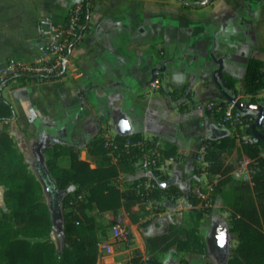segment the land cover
I'll return each instance as SVG.
<instances>
[{
    "label": "crops",
    "instance_id": "1",
    "mask_svg": "<svg viewBox=\"0 0 264 264\" xmlns=\"http://www.w3.org/2000/svg\"><path fill=\"white\" fill-rule=\"evenodd\" d=\"M71 2L0 0V66L11 58L25 62L38 60L41 57L38 49L40 19L51 16L56 23H63ZM263 27L264 0H94L85 19L84 37L72 49L62 77L10 80L2 100L12 105L15 114L11 119L0 121V132L10 135L29 169L40 180L35 164L42 159L47 166V160L52 158L50 149L56 144L75 147L81 159L96 167L88 143L99 132L119 133L126 121L124 128L128 135L140 133L143 138H157L164 145L169 143L176 147L178 160L175 157V161H179L182 170H177L179 177H173L171 164L166 175L169 179L175 178L171 185L178 187L179 193L173 199L176 210L183 214L194 208L190 201L191 187L205 175L202 173L200 177L196 168L202 165L199 158L206 153L203 148L207 149L212 128L216 126L214 115L203 105L227 101L213 79L219 67L217 60L222 59L224 64V79L220 83L229 94L241 99L236 94L237 89L225 86V76L235 77L238 83L235 70H247L255 53L264 51ZM156 71L173 87L161 86L160 95L148 90ZM13 82L16 85L8 90L11 98L8 99L6 89ZM200 82L205 83L207 90L201 92L196 109L190 110L188 99ZM165 95L169 98H164ZM164 104L179 108L185 116L175 123L162 125L150 115L162 112ZM229 135L235 134L229 131ZM193 140L198 143L190 146ZM190 150H194L191 159L187 156ZM236 154L235 149L232 155ZM186 160L190 161L185 163ZM57 163L65 168L71 164L67 155L58 157ZM150 175L152 171L139 168L135 172L120 169L113 183L124 191L128 181ZM43 189L41 201L50 206L54 216L52 199L44 185ZM7 192L8 187L0 184V233L4 222L12 223L14 229L20 225L11 215L15 202ZM87 213L94 216L97 223L108 225L104 238L115 223L127 226L132 232L130 241L117 244L112 254L101 253L98 247L96 264H128L132 256L127 253L138 248L137 239L145 252L147 244L140 226L130 219L124 206L116 212L93 209ZM58 217L56 221L61 222V216ZM61 224L45 238L25 237L23 233H19V237L33 243L50 239L61 250L66 241ZM109 224L112 225L109 227ZM101 233L98 231L99 236Z\"/></svg>",
    "mask_w": 264,
    "mask_h": 264
},
{
    "label": "trees",
    "instance_id": "2",
    "mask_svg": "<svg viewBox=\"0 0 264 264\" xmlns=\"http://www.w3.org/2000/svg\"><path fill=\"white\" fill-rule=\"evenodd\" d=\"M20 78L25 79L26 77ZM225 79L230 88L237 89L235 77L225 76ZM245 88L246 94L250 96L246 102L259 104L262 100L261 92L264 90L263 59L255 56L250 59L245 74ZM176 92L177 90L173 94ZM219 104L224 106L225 110L228 101ZM207 112L216 116L224 113ZM247 113V115L251 114ZM14 114L12 105L1 100L0 121L11 119ZM252 124L247 128L248 133L252 135V141L243 148L238 147L236 135H228L219 140L210 138L207 141L205 159L210 162V171L221 175L212 197H216L217 193L221 192V188L226 185L233 184L235 190L236 200L231 206L234 210V217L230 230L236 236L238 243L228 264H264V173L255 175L252 186L249 182L234 178L231 175L233 166L225 162L226 157L232 155L235 149L238 150L240 158L243 156V151L248 159L259 157L264 148V142L254 141ZM259 130L264 134V123ZM142 138L140 133L130 135L117 133L115 136V140L121 145L129 139ZM153 141L158 140L153 138ZM105 143V134L99 132L87 145L96 167H92L91 162L81 159L73 146L56 144L50 149L52 158L47 160L46 168L48 167L47 170L56 187L59 191L72 187L71 191L62 197L61 222H58L56 221L58 218L55 219L52 215L50 206L41 201L44 193L41 181L29 169L24 155L14 146L10 135L7 132H0V184L8 187V197L15 202L11 215L20 224L19 228L14 229L12 223L4 222L0 233V264H96L98 244L104 238L108 225L103 226L97 223L95 217L87 213L88 210L116 212L124 206L134 223L140 221L139 212L133 209L135 205L145 203V201L132 189V186L123 191L113 183V180L119 176L120 169L136 171V159H131L129 154L122 153L115 160L109 155ZM165 154L176 157L178 153L174 145L166 143ZM64 155L69 156L71 162L67 168L57 163L58 157ZM259 159L260 166L264 168V159ZM153 174L164 181L169 179L167 175L160 176L159 170H153ZM82 193H84L83 199L71 204L72 199H76ZM163 193L176 195L179 193V188L175 185L169 187L159 185L152 194L151 200L159 198ZM190 201L194 208L190 212L189 222H176L170 225L167 234L161 236H146L147 249L151 255L172 247L178 252L207 254L209 247L207 238L202 232V222L212 206L205 207L204 205L203 207V200L193 195ZM200 204L201 207H199ZM147 222L149 220L145 223ZM59 224L62 225L66 240L61 250L57 249L50 239L33 243L27 238L19 237V233H23L25 237L45 238ZM112 224H109V227ZM100 230L102 233L99 236L98 231ZM130 262V264H142L140 256H135ZM150 264L163 263L159 258H152Z\"/></svg>",
    "mask_w": 264,
    "mask_h": 264
},
{
    "label": "built area",
    "instance_id": "3",
    "mask_svg": "<svg viewBox=\"0 0 264 264\" xmlns=\"http://www.w3.org/2000/svg\"><path fill=\"white\" fill-rule=\"evenodd\" d=\"M94 0H72L66 19L63 23H56L51 16H44L38 23L39 45L38 49L41 57L34 62H25L19 59L11 58L3 66H0V101L3 98V91L11 79L16 77L53 79L62 77L68 68L70 54L72 49L78 45L85 33V19L88 16ZM159 71L155 72V78L151 81L152 89H160L161 84L158 79ZM203 108L212 112H224L221 116L214 115L215 125L222 129H228L234 132L237 137L238 147L252 141V135L248 133L247 128L255 117L244 110L236 108L234 103L228 102L225 107L217 102H208ZM239 128L241 129L239 131ZM116 136V135H115ZM115 136L105 135V146L115 160L122 153L129 154L131 159H136V166L143 171H152V175L137 178L132 182L134 189L145 202L151 201L152 194L160 185L153 170H159L160 176L167 174L171 164L175 161L174 156L165 154V145L160 142H154L152 138H142L138 140L129 139L121 145ZM206 148H203V152ZM264 159V148L259 157L248 159L243 151V156L239 159V165L235 167L231 175L238 180L249 182L254 185V177L258 173H264V168L260 166V159ZM205 155L201 160L204 161ZM221 177L220 174L217 175ZM213 190V186H209ZM84 193L76 199H72L71 204L77 200H82ZM195 196L205 199L206 207L212 206L211 194H204L202 188H195ZM209 202V203H208ZM132 237L130 229L121 224L115 223L111 226L107 237L103 238L99 244V250L104 254L115 252L117 244L128 243ZM142 264H149L148 260Z\"/></svg>",
    "mask_w": 264,
    "mask_h": 264
},
{
    "label": "rangeland",
    "instance_id": "4",
    "mask_svg": "<svg viewBox=\"0 0 264 264\" xmlns=\"http://www.w3.org/2000/svg\"><path fill=\"white\" fill-rule=\"evenodd\" d=\"M261 34L263 36L264 27L262 28ZM262 42L264 43L263 37H262ZM255 56H257L258 58L264 59V51L256 52ZM234 73L236 74L238 78L236 94L242 97L241 101L246 102L249 100L246 94V88H245L246 68L236 69ZM158 79L160 81L161 86L169 85L170 89L173 88L171 84H167V80L164 77L162 78L161 76H158ZM15 85H16V82L15 83L13 82L10 85V87L6 89V95L8 99H11L8 94V90L13 88ZM148 90L151 91L152 93H156L157 95L162 94V92L159 89L154 90L150 86ZM205 90H207V87L205 86L204 82H200L194 86L193 95L192 97H189L188 99L190 110L196 109V105H197L196 102L200 100L201 98L200 94L201 92H204ZM261 97H262V100L260 104L264 105V90L261 92ZM164 98H169V95H165ZM13 102L16 103L15 101ZM248 112H250L256 118L257 113L255 110H251ZM184 116L185 115H184V112H182V110H180L177 107H169L168 104H164V109L162 110V112H157L156 114L150 115V117L155 118L162 125H165L168 122L175 123L177 121H180ZM115 135L116 134H113L111 136H115ZM197 143L198 141L193 140L191 141L190 146H195V144ZM193 155H194V150L193 151L190 150L187 153V156L190 159L193 157ZM176 158H177L176 160H178V156H176ZM201 158L202 157L200 156L199 159ZM239 159L240 157L238 154L234 156L230 155L226 157L225 162L227 165H232L236 167L237 164L239 165L238 163ZM189 161L190 160H186L185 163ZM210 166H211L210 162L203 161L202 165L196 168V172L199 173V176L202 173H205V175L202 178L197 179L195 181L197 184L191 187V194L193 196H195V188L197 187L202 188V191L204 194H208V193L211 194L213 206L212 207L210 206L211 208H209L207 212L208 216L207 217L204 216V219L202 222V230L206 234L205 236L207 238L208 247H209L208 256L201 255V254H194L191 252H178L177 250H175L174 247L166 251H158L156 252L155 255H151L147 247L145 248V252L142 250V242L139 239H137L135 244L138 246V248L134 252L129 251L127 253L129 257L132 256L131 258H134L135 256H140L142 262H145L146 260H148L149 264L152 258H159L160 260L163 261V264H219L216 261V257L214 256L213 246L212 244L209 243L208 237L211 236L213 225L216 222H220L221 224H223V226L229 229L231 228V225L233 223V217H234V210L231 206L236 199H235V190H234L233 184L226 185L225 187L221 188V192L217 193L216 197L214 198L212 197L214 194V190H216L215 188H216V185L218 184V180H220L219 178L221 177H218L217 176L218 174H213L210 171ZM179 167H180L179 161H175L173 163V170L171 169L170 171L171 175L173 174V177L175 178L179 177L178 172H177V170L180 169ZM181 173L183 174V171H181ZM128 182H125V184L128 183L126 185L127 188H125V190H128L129 188H131L133 180L128 181ZM209 186H213V190H210ZM173 196H175V194H164L163 193L161 194L159 198L155 200H151V204L149 202L139 204V206L142 207L141 209L140 207L139 208L134 207L133 210L135 212H139L138 214H140V221L136 224L140 226L139 230L144 236V238H146V236H152V235L161 236V235L167 234L170 230V225L176 222L187 223L190 221L191 210L187 209L183 211L184 212L183 214H180V211L176 210L177 208L176 202L173 199ZM201 200H203L204 202L203 207L204 205L206 206L207 201H205V199H201ZM186 205H188V203H186ZM214 205H218V207L216 206L214 207ZM57 214H60L59 210L57 211ZM148 220L149 222L145 223ZM161 225H164L163 228H160ZM231 237H232V240H231L232 248H231V253H229L230 258L233 256L234 254L233 250L237 246V243H238L237 238L234 234L231 233ZM121 256H123V254ZM130 261L131 259H129L128 264L131 263Z\"/></svg>",
    "mask_w": 264,
    "mask_h": 264
},
{
    "label": "water",
    "instance_id": "5",
    "mask_svg": "<svg viewBox=\"0 0 264 264\" xmlns=\"http://www.w3.org/2000/svg\"><path fill=\"white\" fill-rule=\"evenodd\" d=\"M219 67L214 71L213 79L214 82L219 86L220 90L222 91L223 95L225 96L226 100L230 103H234L236 108L239 110H245V112L255 110L257 113L256 120L251 125L252 133H253V139L254 141H263L264 142V134H262L259 130V128L264 123V105L262 104H253L250 102L241 101L240 99L236 98V96L229 94L224 86L220 83V80L224 79L223 76V69L224 64L223 60L219 59L217 60ZM225 86L227 87V83L225 82ZM119 133L122 135H128V132L125 130L124 126H122L119 129ZM229 135L228 129H222L217 126H214L212 128V139L219 140ZM36 172L38 177L40 178L42 184L45 187V190L49 193L51 199H52V209L54 217L57 219L60 214L57 215V211L61 209V202L62 197L65 193L69 192L70 190L65 191H59L56 187L54 180L52 179L49 171L46 168V165L42 159H40L35 164ZM175 181V178H170L166 181L159 179L158 182L163 187H168L169 185L173 184ZM61 216V215H60ZM221 237H223V243H221L222 248L220 249H226V246L230 243L231 239V231L229 228L223 226V224H219L216 232H214V237L211 234L210 237H208V241L212 246L218 248L221 242ZM214 240V244H213ZM219 242V244H218ZM217 243V244H216Z\"/></svg>",
    "mask_w": 264,
    "mask_h": 264
},
{
    "label": "flooded vegetation",
    "instance_id": "6",
    "mask_svg": "<svg viewBox=\"0 0 264 264\" xmlns=\"http://www.w3.org/2000/svg\"><path fill=\"white\" fill-rule=\"evenodd\" d=\"M210 207V206H209ZM221 224L220 222H216L214 225H213V228H212V231H211V234L213 235L214 237V232H216V229L218 227V225ZM231 231V230H230ZM231 240H232V237L230 239V243L226 246V249H220L222 248L223 245H221V242H220V245L218 246V248L214 247L213 246V250H214V256L216 257V261L220 264H228L229 260H230V256H229V253H231V248H232V243H231ZM208 243V242H207ZM213 244H214V240H213ZM217 244V243H216ZM219 244V242H218ZM209 251V250H208ZM205 256H208V252L207 254H205Z\"/></svg>",
    "mask_w": 264,
    "mask_h": 264
},
{
    "label": "snow or ice",
    "instance_id": "7",
    "mask_svg": "<svg viewBox=\"0 0 264 264\" xmlns=\"http://www.w3.org/2000/svg\"><path fill=\"white\" fill-rule=\"evenodd\" d=\"M124 127H127V122L125 121L123 124ZM221 243H223V237H221Z\"/></svg>",
    "mask_w": 264,
    "mask_h": 264
}]
</instances>
